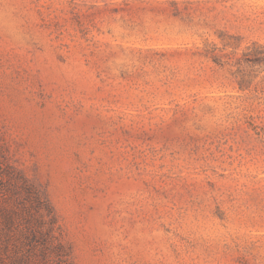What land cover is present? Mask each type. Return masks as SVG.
<instances>
[{
	"label": "rangeland",
	"instance_id": "374dc122",
	"mask_svg": "<svg viewBox=\"0 0 264 264\" xmlns=\"http://www.w3.org/2000/svg\"><path fill=\"white\" fill-rule=\"evenodd\" d=\"M22 179L50 264H264V0H0L6 262Z\"/></svg>",
	"mask_w": 264,
	"mask_h": 264
},
{
	"label": "trees",
	"instance_id": "16d2710c",
	"mask_svg": "<svg viewBox=\"0 0 264 264\" xmlns=\"http://www.w3.org/2000/svg\"><path fill=\"white\" fill-rule=\"evenodd\" d=\"M20 189L24 200L35 209L37 214L30 212L24 217L23 226L20 229L21 236L10 261L6 262L0 253V264H50L55 260H62V256L66 253L63 245L53 234L52 207L26 179H22ZM23 207H27V204H23ZM11 221L10 216L6 217V223Z\"/></svg>",
	"mask_w": 264,
	"mask_h": 264
}]
</instances>
